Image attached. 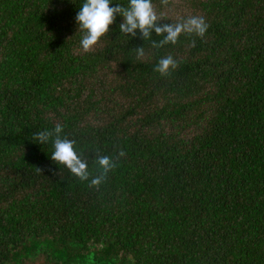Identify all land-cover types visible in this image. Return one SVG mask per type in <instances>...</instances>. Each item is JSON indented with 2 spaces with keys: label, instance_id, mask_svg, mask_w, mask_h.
Returning a JSON list of instances; mask_svg holds the SVG:
<instances>
[{
  "label": "trees",
  "instance_id": "16d2710c",
  "mask_svg": "<svg viewBox=\"0 0 264 264\" xmlns=\"http://www.w3.org/2000/svg\"><path fill=\"white\" fill-rule=\"evenodd\" d=\"M84 2L0 0V264H264V0H153L205 36L153 48L117 15L88 52ZM56 124L93 175L125 152L98 189L34 139Z\"/></svg>",
  "mask_w": 264,
  "mask_h": 264
},
{
  "label": "clouds",
  "instance_id": "9594fccd",
  "mask_svg": "<svg viewBox=\"0 0 264 264\" xmlns=\"http://www.w3.org/2000/svg\"><path fill=\"white\" fill-rule=\"evenodd\" d=\"M163 5H168L170 0H160ZM113 0H85L80 6L76 15L78 31L83 32L81 47L84 52L93 49L95 45L110 32V26L116 21L117 15L123 17V23L119 25L121 34L135 38L137 30L141 37L152 40L153 32L156 36L162 37L158 42L152 40L153 48H161L169 43L175 45L182 34L203 38L209 28L208 23L202 16H189L180 22L160 24L162 20H167L163 14H158L153 4V0H129L127 6L120 4L111 7ZM195 46V40H193ZM136 58L145 57V48H135ZM179 66V61L171 55L161 58L154 71L163 77L170 76ZM63 126L56 124L51 131L45 130L34 135L38 144L43 145L52 142L54 151L51 160L59 165H64L74 176L81 181H90L89 187L97 189L106 181L108 174L116 168L117 160L123 157L125 152L121 150L116 158L97 154L95 163L99 171L93 175L89 171L88 162L78 153L76 141L62 136Z\"/></svg>",
  "mask_w": 264,
  "mask_h": 264
},
{
  "label": "rangeland",
  "instance_id": "374dc122",
  "mask_svg": "<svg viewBox=\"0 0 264 264\" xmlns=\"http://www.w3.org/2000/svg\"><path fill=\"white\" fill-rule=\"evenodd\" d=\"M32 264H44V260L40 259V260H38V261H36L35 263H32Z\"/></svg>",
  "mask_w": 264,
  "mask_h": 264
}]
</instances>
